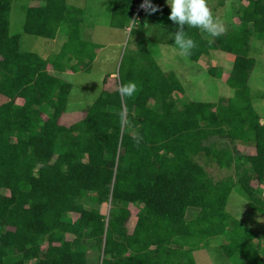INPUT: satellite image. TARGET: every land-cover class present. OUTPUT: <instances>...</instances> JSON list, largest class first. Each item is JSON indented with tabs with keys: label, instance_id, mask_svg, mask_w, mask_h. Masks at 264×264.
<instances>
[{
	"label": "trees",
	"instance_id": "16d2710c",
	"mask_svg": "<svg viewBox=\"0 0 264 264\" xmlns=\"http://www.w3.org/2000/svg\"><path fill=\"white\" fill-rule=\"evenodd\" d=\"M32 1L40 5L27 7L23 33L51 40L67 27L66 40L46 59L21 51L8 32L10 0H0V73L20 85L0 104V264H195L193 253L215 237L232 264H264L254 233L226 211L236 191L264 218V197L250 184L264 186V118L259 123L246 77L227 80L231 97L178 105L173 94L183 93L181 85L150 56L143 21L128 34L133 48L122 54L117 88L103 89L82 119L63 126L72 85L53 72L88 74L99 47L77 35L81 9L64 0ZM134 1L112 0L111 27L125 29ZM235 1L236 29L211 36L184 26L195 41L190 60L216 50L247 58L264 40V0ZM153 4L168 16L165 0ZM169 23L174 29L163 40L177 48V26ZM129 81L134 93L122 95ZM216 139L251 144L254 153L218 147ZM199 155L233 174L214 180ZM103 203L106 215L96 207Z\"/></svg>",
	"mask_w": 264,
	"mask_h": 264
},
{
	"label": "rangeland",
	"instance_id": "374dc122",
	"mask_svg": "<svg viewBox=\"0 0 264 264\" xmlns=\"http://www.w3.org/2000/svg\"><path fill=\"white\" fill-rule=\"evenodd\" d=\"M31 1L10 0L11 5L8 14L9 35L18 36L20 49L23 52H32L41 58L59 53L64 41L62 38H64L63 36L65 35L64 33L67 27H60L58 29L57 35L61 38L56 37L54 41L52 39H45L23 33L25 12L27 7L34 2ZM225 1H214L210 5L211 9L216 10L213 15L220 24V33L229 32L240 26L236 15V10L238 9L236 4H234L232 12L230 10L227 14L222 13L226 11L225 7L229 4L227 3L228 1L226 3ZM67 2L72 7L79 8L83 11L81 22L77 26L78 37L82 41L89 42L99 48L95 51L96 56L90 66V72L88 74L82 71L73 74L67 71L66 74H60L63 79L72 85L67 98L65 113L60 119V124L63 126L71 125L82 119L92 102L103 89L113 91L117 88L116 73L122 54L125 48H133L124 30L122 31L119 28L110 26L111 0H67ZM215 2L219 3L216 4ZM35 3L37 5L39 4V2ZM137 28L139 27L135 26L134 29ZM258 42L260 43L262 41H256V44L253 43L250 47L249 56L254 58L255 64L250 72L246 89L249 98L253 101L252 106L258 114L259 123H262L264 118V43L261 47V52V49L258 50ZM148 44V52L160 69L162 68L163 72L173 73L181 85L182 95L174 93L178 105L180 103L179 101H183V99L186 102H216L221 97H231L233 95V89L226 86L225 81L221 80L223 77L226 79L225 75L230 71L233 55L216 50L211 52V57H207L213 60L212 65L207 60H200L198 63H193L185 54H181L177 49H169L167 46L158 45L150 40ZM212 66L214 67L212 69L213 71L217 70L215 76H212L207 69V67L212 68ZM111 74L114 75L111 76ZM223 74L225 75L223 76ZM2 99L3 97H0V100ZM42 117L45 119L47 115L42 114ZM215 142L218 147L236 149L238 154L241 155L254 153V148L251 144L245 145L238 143L229 145L226 139H216ZM196 160L206 168L208 174L214 180H219L226 175L233 174V170L227 171L221 169L212 162L206 163L203 155L197 156ZM250 184L257 190L256 192L259 197H264L263 185H259L254 180ZM85 206L92 207L95 205L86 203ZM96 207L101 214H107L109 208L107 203L96 205ZM128 209L130 211V218L126 227L128 232H130L135 222L138 205H129ZM226 211L254 233L255 238H253V244H260L259 248L264 260V218L256 213L253 215L246 201L236 191L231 192L226 204ZM191 216L192 211L189 210L185 218L189 219ZM219 244L220 237L211 238L207 249L195 251L193 253L195 264H232L224 256L219 248ZM92 262L90 264H96L93 260Z\"/></svg>",
	"mask_w": 264,
	"mask_h": 264
},
{
	"label": "crops",
	"instance_id": "0c3cea01",
	"mask_svg": "<svg viewBox=\"0 0 264 264\" xmlns=\"http://www.w3.org/2000/svg\"><path fill=\"white\" fill-rule=\"evenodd\" d=\"M64 1H65V4L66 5L71 6L67 2V0H64ZM214 1H219V0H206L207 6H208V8H209V10H210V12H211L212 15L215 13L214 11H216L214 9H211V7H210V5L212 3H214ZM226 1H228L227 3H229V4L225 7V10L226 11H223L224 9L222 10L223 11L222 13H224V14H227L230 10H231L230 12H232L233 11V7H234V4H236V6H239L238 2L235 1V0H226ZM226 1H225V3H226ZM218 3H216V4H218ZM242 4H244V2H242ZM39 5H40V2H39L38 5H37V3L32 2V4L29 5V6H39ZM164 5H166V4H164ZM227 7H231V8H227ZM111 8H112V0H111L110 11H111ZM213 17H214V15H213ZM143 21H144L143 26H146L147 27V30H146V32L144 34L145 37H146V40H147L146 41V48H147V50L149 48L148 47L149 46V44H148L149 40L152 41V42H155L158 45L161 44V45L167 46L169 49H177L178 50V48H176L175 46L167 43L166 40H163V35L164 34H168L169 33L168 30H171L170 27L172 26L169 23L168 16L163 15L162 13H159V12H154V13H151V14H148L147 13V15L144 17ZM173 29H174V27H173ZM154 35H156V36L160 35V38H162V39L159 38V39L155 40V38H154L155 36ZM56 37H59V36L57 35ZM63 37L64 38H62V39H64V41H63V43H64L65 40H66V36L64 35ZM59 38H61V37H59ZM165 39H167V37H165ZM52 41H54V39H52ZM263 43H264L263 40H262V42L259 43L258 50L261 49V47L263 46ZM160 49H165V48H160ZM211 52H213V51H210L209 52V55H207V56L200 57L197 61H193V60H190V59L189 60L191 62H193V63H198L200 60L201 61L207 60V62H210L211 65H212L213 60L207 58V57H211L210 56ZM261 52H262V49H261ZM47 57H49V56L47 55V56H45V58H42V59H46ZM254 64H255V60L251 56H248L247 58L234 57L233 56V62H232L230 71L226 75L223 74V76L224 75L226 76V79H224L225 77H223L221 80H224L225 81L226 86H228L227 85V80L229 78H235V79H238L239 80V79H242V78L246 77V81H248L250 72L253 69ZM213 68H214L213 66H212V68L211 67H207L209 73L212 76H215V74L217 73V70L213 71L212 70ZM161 70H162V68H161ZM67 71L68 70H66L65 72H53V75L59 77L60 79H63V77L60 76V74H62V75L63 74H66ZM246 71H248V73H246ZM165 73H168V72H165ZM112 75H114V74H111V76ZM63 80H65V79H63ZM0 81L3 84V86H4V88H2L3 89V94L0 93V97L1 98L3 97V99L0 100V104H2V103H4V102H6V101L9 100L8 96H6L5 94L10 93L11 91H14L12 93L18 92V90L20 89V85H18L17 83L11 81L6 75H3L2 73H0ZM229 88H231V87H229ZM233 92H234V90H233ZM175 93H177V92H175ZM177 94H180V93H177ZM180 95H182V94H180ZM173 96H174V94H173ZM221 98H228V97H221ZM17 101H18V103L19 102L21 103V100H17ZM251 102H253V101H251Z\"/></svg>",
	"mask_w": 264,
	"mask_h": 264
},
{
	"label": "clouds",
	"instance_id": "9594fccd",
	"mask_svg": "<svg viewBox=\"0 0 264 264\" xmlns=\"http://www.w3.org/2000/svg\"><path fill=\"white\" fill-rule=\"evenodd\" d=\"M170 9L168 19L177 26V31L172 34L174 44L181 54H190L195 46V41L185 34L184 26L187 25L203 30L211 36H215L221 30L220 24L211 14L206 0H165ZM148 14L158 11V6L151 0H141L139 5ZM259 43V42H258ZM135 84L131 81L122 83L119 92L130 96L134 93Z\"/></svg>",
	"mask_w": 264,
	"mask_h": 264
},
{
	"label": "built area",
	"instance_id": "2783aa9c",
	"mask_svg": "<svg viewBox=\"0 0 264 264\" xmlns=\"http://www.w3.org/2000/svg\"><path fill=\"white\" fill-rule=\"evenodd\" d=\"M155 1L157 0H151L152 3H154ZM140 4L141 0L134 1L131 4V17L124 29L127 35L130 33L131 30L135 28V26H138L141 22H143L146 11L139 6Z\"/></svg>",
	"mask_w": 264,
	"mask_h": 264
}]
</instances>
